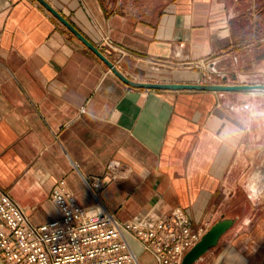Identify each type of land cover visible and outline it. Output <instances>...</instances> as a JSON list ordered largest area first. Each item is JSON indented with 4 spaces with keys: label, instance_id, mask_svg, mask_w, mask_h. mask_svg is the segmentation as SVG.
Here are the masks:
<instances>
[{
    "label": "crops",
    "instance_id": "0c3cea01",
    "mask_svg": "<svg viewBox=\"0 0 264 264\" xmlns=\"http://www.w3.org/2000/svg\"><path fill=\"white\" fill-rule=\"evenodd\" d=\"M47 1L97 46L107 34L125 48L116 65L132 79L264 83L255 0L249 14L239 0H172L145 16ZM258 113L263 91L130 86L38 0H0V193L34 223L59 215L52 190L64 179L80 206L144 226L176 206L193 225L235 214L212 264H264Z\"/></svg>",
    "mask_w": 264,
    "mask_h": 264
},
{
    "label": "built area",
    "instance_id": "2783aa9c",
    "mask_svg": "<svg viewBox=\"0 0 264 264\" xmlns=\"http://www.w3.org/2000/svg\"><path fill=\"white\" fill-rule=\"evenodd\" d=\"M98 47L108 50L115 64L127 53L107 34L101 35ZM118 165L113 161L109 167ZM52 199L59 215L34 223L10 192L0 193V257L5 264H141L131 239L155 264H181L213 224L207 217L193 225L180 206L150 226L121 221L103 205L97 209L77 204L64 179L53 188Z\"/></svg>",
    "mask_w": 264,
    "mask_h": 264
},
{
    "label": "water",
    "instance_id": "95a60500",
    "mask_svg": "<svg viewBox=\"0 0 264 264\" xmlns=\"http://www.w3.org/2000/svg\"><path fill=\"white\" fill-rule=\"evenodd\" d=\"M43 4L58 20L65 25L83 44H85L92 52H94L109 68L126 84L146 89H164V90H208V91H238V90H258L264 92V83H226L227 76L223 78V83L205 82H153L135 80L127 76L112 61L109 56L94 44L83 32H81L71 21L54 8L47 0H38ZM236 217H228L222 214L213 222L209 230L201 237V239L184 255L181 264H195L203 256L215 248L221 241L222 237L236 224ZM0 264H5L0 258Z\"/></svg>",
    "mask_w": 264,
    "mask_h": 264
},
{
    "label": "rangeland",
    "instance_id": "374dc122",
    "mask_svg": "<svg viewBox=\"0 0 264 264\" xmlns=\"http://www.w3.org/2000/svg\"><path fill=\"white\" fill-rule=\"evenodd\" d=\"M172 0H105L107 4H110L114 8H117L119 10L139 14L142 16H145L151 11L156 10L158 8L164 7ZM253 4V0H239V8L241 12H245L249 14L248 7ZM255 13H256V32L260 34L261 36L264 35V0H255ZM226 240L221 239L220 243L213 248L210 252L206 253L203 258L195 263V264H212L213 260V254L215 255L218 253L223 245L225 244ZM1 258V257H0ZM151 264V263H147Z\"/></svg>",
    "mask_w": 264,
    "mask_h": 264
},
{
    "label": "bare ground",
    "instance_id": "6f19581e",
    "mask_svg": "<svg viewBox=\"0 0 264 264\" xmlns=\"http://www.w3.org/2000/svg\"><path fill=\"white\" fill-rule=\"evenodd\" d=\"M131 243L135 247V249H138V244L133 239H131Z\"/></svg>",
    "mask_w": 264,
    "mask_h": 264
},
{
    "label": "flooded vegetation",
    "instance_id": "af4514ba",
    "mask_svg": "<svg viewBox=\"0 0 264 264\" xmlns=\"http://www.w3.org/2000/svg\"><path fill=\"white\" fill-rule=\"evenodd\" d=\"M228 215H229L228 213L225 214V216H228ZM234 216H236V215L234 214V215H231L230 217H234Z\"/></svg>",
    "mask_w": 264,
    "mask_h": 264
},
{
    "label": "clouds",
    "instance_id": "9594fccd",
    "mask_svg": "<svg viewBox=\"0 0 264 264\" xmlns=\"http://www.w3.org/2000/svg\"><path fill=\"white\" fill-rule=\"evenodd\" d=\"M257 115H262V116H264V113H258Z\"/></svg>",
    "mask_w": 264,
    "mask_h": 264
}]
</instances>
